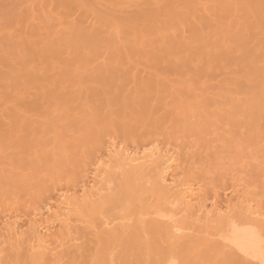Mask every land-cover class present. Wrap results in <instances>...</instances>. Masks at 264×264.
Masks as SVG:
<instances>
[{"label":"bare ground","instance_id":"obj_1","mask_svg":"<svg viewBox=\"0 0 264 264\" xmlns=\"http://www.w3.org/2000/svg\"><path fill=\"white\" fill-rule=\"evenodd\" d=\"M81 11L84 17L77 20ZM139 66L145 68L143 71L149 69L151 73L145 72L150 75L141 72V67L138 70ZM29 95L34 96L28 97L30 102L23 101ZM35 96L38 98L33 100ZM45 97L55 105L57 101L63 105H50L44 102ZM14 99L18 101L11 103ZM2 100H6L1 102L6 117L2 110L0 120L9 123L13 119V123L18 117L15 123L19 129L15 127V136L9 130L8 137L4 131L8 124L2 121L0 139L11 142L9 147V142L5 145L4 140L0 141L5 145H0L1 151L8 146L4 150L9 158L2 152L0 157L2 154V159L10 160L14 156L15 164L9 165L12 160L0 158L6 167L10 166L7 174L6 168H0V175H7L18 195L27 188L53 193V173L54 178L59 177L66 173L60 170L66 168L67 174L60 176L63 181L64 176L71 177L73 167L78 166L80 171L90 160L88 153L93 158L99 154V143H104L99 134L107 132L108 123L110 128L119 126L115 124L117 118L126 123L139 122L134 125L141 126V132H134L144 143V138L179 135L191 142L196 138L207 152L214 143L222 144L221 154L227 153L233 164L226 172L221 173L222 168L218 178H213L214 183L209 181L216 187L228 185L225 182L234 167L248 165L243 157L245 148L254 150L264 144V0H0ZM4 103L12 107H5ZM74 103L81 104L76 107ZM69 105L79 112L70 110L74 107ZM53 106L66 110L58 111ZM8 107L21 112L15 110L16 117H8L6 113H12ZM52 107L58 112L54 118ZM38 108L43 113L40 112L41 117ZM46 110L51 114H46ZM23 111L28 113L26 117L40 119H35L37 123L32 117L28 120ZM55 118L65 125L60 126ZM55 124L62 127L59 129L64 135ZM23 129L31 131L30 137ZM22 131L24 134L20 135ZM26 134L28 137L22 139ZM19 136L21 143L16 146ZM70 138L76 139L72 141L75 145L69 142ZM108 139L109 145L104 143L106 158L95 157L99 161L95 160L90 185L84 182L69 195L59 193L54 203L49 204L51 199L43 211L36 209L37 213L23 226L18 218L12 219V214L1 221L0 264H65L66 259L72 260L70 264H81V225L98 239L91 259L82 264H264V208L245 189L242 195L234 196V201L232 197L220 202L215 193L208 197L205 192L209 181L200 185L201 178L197 176L198 186L193 176L190 179L177 172L180 158L168 147L150 143L148 147L132 148ZM63 140V145H59ZM179 141L183 143L184 139ZM183 147L190 148L186 144ZM63 155L72 158L64 160ZM81 156H85V161ZM215 161L224 167L219 159ZM11 166L17 171L11 172ZM262 173L256 169L254 175L259 178ZM206 174L204 171V179ZM116 176L119 193L112 195ZM9 181L5 182L6 187ZM36 190L31 191L33 195ZM27 192L19 198L13 196L14 192L10 195L23 199L31 193ZM57 227L58 232L54 231ZM153 255L159 258L154 260Z\"/></svg>","mask_w":264,"mask_h":264},{"label":"rangeland","instance_id":"obj_2","mask_svg":"<svg viewBox=\"0 0 264 264\" xmlns=\"http://www.w3.org/2000/svg\"><path fill=\"white\" fill-rule=\"evenodd\" d=\"M40 1H46V0H40ZM36 7H40V5L39 4H36ZM37 10V9H36ZM84 17V11H81V12H79L77 15H76V19L77 20H79V19H82ZM66 59H68L69 57H65ZM140 67L141 66H139V68L137 67V69L139 70L140 69ZM142 68L143 69H145L144 67H141V70H142ZM148 72V73H151V71L149 70V69H147V70H142L141 72H143L146 76H149L150 74H148V73H146V72ZM141 72H139V73H141ZM143 74V75H144ZM148 74V75H147ZM139 75H141V76H143L142 75V73L141 74H139ZM144 75V76H145ZM145 76V77H146ZM14 96H16V95H14ZM12 97V98H15V97ZM33 95H29V96H25L26 97V99L25 100H23V101H25V102H30V101H28L29 100V98L30 97H32ZM18 97V96H17ZM29 97V98H28ZM34 97V96H33ZM48 97V96H47ZM47 97H45V98H47ZM62 97V96H61ZM12 98H10V100L12 99ZM22 97H20V99H23ZM36 98H38L37 96H35V98H33V100H35ZM44 98V99H45ZM51 97H49V99H50ZM52 98H54V97H52ZM60 98V97H59ZM66 98V97H65ZM58 99V97H56V100ZM63 99V98H62ZM67 99H68V97H67ZM78 99H80V98H78ZM8 101H6V100H2V101H0V107L2 106L1 104V102H4V101H6V102H8V104H9V98L7 99ZM15 100L16 99H14V101H10L11 103L12 102H15ZM40 100V98L38 99V101ZM46 100V99H45ZM47 100H48V98H47ZM44 101V102H50V105L52 104V105H55V103L53 102V103H51V101ZM52 100V99H51ZM56 100H54V101H56ZM61 102H62V100L61 99H59ZM64 100V99H63ZM66 100V99H65ZM74 100V99H73ZM83 100V99H82ZM16 101H18V99L16 100ZM22 101V100H21ZM37 100H36V102H38ZM68 101H69V99H68ZM68 101H67V103H68ZM70 101H72V99L70 100ZM75 101V100H74ZM73 101V102H74ZM33 102V101H32ZM36 102H34V103H36ZM44 102H43V104H41L42 105V110L43 109H45V105H44ZM80 102H81V100H80ZM84 102V101H83ZM39 103H42V101L40 100L39 101ZM64 103V102H63ZM77 103H79V102H77ZM77 103H74V104H76L77 105ZM6 105V103H4V105H5V107H7V106H9V107H12V106H10V105ZM46 104V103H45ZM57 104H59L60 106L61 105H63L62 103H58V101H57V103H56V105ZM65 104H66V102H65ZM73 104V103H72ZM81 104V103H80ZM79 104V105H80ZM83 104V103H82ZM40 105V104H39ZM44 105V106H43ZM49 105V104H48ZM55 105V106H56ZM79 105H77L76 107H78ZM66 106H68V105H66ZM72 106V107H71ZM4 107V108H5ZM8 107V108H9ZM44 107V108H43ZM54 107V106H53ZM53 107H52V109H50V111H53L54 109H58L59 108V106H58V108H56V107H54V109H53ZM65 107V106H64ZM69 107H71V108H73L74 106L73 105H69ZM15 108V107H14ZM47 108V110H48V107H46ZM50 108V107H49ZM66 108V107H65ZM75 108V107H74ZM73 108V109H74ZM11 108H9L8 110H10ZM60 109H64V108H62V107H60ZM60 109H58V111H60ZM73 109H70V110H72V111H77V109L75 110H73ZM3 110V107H1V109H0V111H2ZM6 110H7V108H6ZM12 110V111H11ZM9 112H12V113H6V115H8V117L9 116H11V114H12V116L11 117H13V112L16 110V108L13 110V108L11 109ZM18 110V109H17ZM16 110V112H21V110L19 111H17ZM46 110V111H47ZM64 110H66V109H64ZM68 110H69V108H68ZM37 111V110H36ZM56 112H57V110H55ZM63 111V110H62ZM38 113H42V111L41 110H39V108H38V111H37ZM36 112V113H37ZM56 112H54L53 111V118L54 117H56L57 115L55 114ZM64 112V111H63ZM62 112V113H63ZM66 112H69V114H70V111H66ZM77 112H79V110L77 111ZM76 112V113H77ZM1 113V112H0ZM4 113H5V110H3V117H6V116H4ZM33 113V112H32ZM31 113V115H34V113L32 114ZM41 113H40V116L39 117H41ZM58 113V112H57ZM61 113V114H62ZM75 112H74V114H76ZM22 114H26L25 113V111H23L22 112ZM46 114H51V113H49L48 111L46 112ZM45 114V115H46ZM60 114V115H61ZM64 114H65V112H64ZM64 114L63 115H61V116H64ZM68 114V115H69ZM71 114H73V113H71ZM2 115V114H1ZM28 115V113L25 115V117ZM36 116L38 115V114H35ZM42 115H43V113H42ZM67 114H65V116H66ZM17 116H18V114H17ZM64 116V117H65ZM2 117V118H3ZM7 117V119H9ZM15 117H16V115H15ZM15 117H13V118H15ZM19 117H22V115L21 116H19ZM29 117V118H28ZM28 117H26L28 120H31V118L30 117H32V116H28ZM34 117V116H33ZM32 117V118H33ZM38 117V116H37ZM36 117V118H37ZM38 117V119H40ZM43 117V116H42ZM1 118V117H0ZM18 118V117H17ZM17 118H15V120H17ZM23 119H24V115H23V117H22ZM25 118V119H26ZM35 118V119H36ZM46 118L48 119V117L46 116L45 117V120L44 121H46ZM58 118H60V116L58 117ZM4 119V118H3ZM6 119V118H5ZM26 119V120H27ZM34 118L32 119L33 121L35 120ZM37 119V120H38ZM55 119H57V118H55ZM118 119V118H117ZM116 119V121L115 122H117V123H115V124H117V125H119V126H116V127H118L117 129H116V127H115V129H114V127L113 126H111V128L109 127L110 126V122L108 123V125H107V127H106V125L104 126V127H106L107 128V132H106V128L105 129H103V130H105V134H107L106 136H105V134H103V132H101V134H99L101 137H100V139H101V141H103L105 144H107V145H109L107 142H106V140H107V138H111L110 139V141H113L112 143H116L118 146H119V144L118 143H120V145H121V143L123 144V145H125V146H127V147H137V148H143V147H148L149 146V144L151 143V144H154V143H156L158 146H160V147H165V148H167L168 147V149L169 150H171L172 152H175L176 153V155H177V157H178V159L180 160L179 161V166H178V169H177V172L178 173H182L181 174V176L183 177H185L186 175V178H192V176L194 177V178H192V180L193 181H195V182H197V184L195 183V182H192V183H194V184H196V185H198L199 186V184H200V182H201V184L200 185H202L203 184V182H204V184H206L205 182H207V181H209V180H212V183H214L216 180H214L215 178L217 179L218 178V175H219V172H221L220 170L222 169V172L221 173H223V172H226L227 171V168H229L230 166H229V164H233L231 161H229L228 159H227V153H224V154H221V152H223L224 150L222 149V144L220 145V143H217V144H215L214 143V145H212L213 146V149L211 148V150L210 151H208L207 152V150L204 148V146H202L199 142H197L196 140V138H195V140H192L195 144H198V145H195V144H193V142H191V141H189V139H188V141H186L187 139H185L184 137L182 138V137H180L179 135H160L159 137L158 136H156V138L154 137V138H144V140L146 141V143H144L143 142V140H139V138L141 137L140 135H137V134H139V132H141L140 130H141V126L138 128V127H136L135 128V125H134V123H136L137 121H133V120H131V121H128L127 123L126 122H124V121H122V120H120L119 119V121ZM12 120L13 119H11L10 121H9V123L6 121V120H0V127H2L3 125L2 124H4V123H2V121L3 122H7L6 124H8V125H6L7 127H5L4 128V131H6L5 133L7 134V136L10 134L11 136L12 135H14V134H17L18 135V131H17V133H16V130L17 129H19V125L18 124H16L17 123V121H13V123H12ZM21 120V119H20ZM19 119H18V121H20ZM115 120V119H114ZM22 121V120H21ZM20 121V122H21ZM23 121H25V120H23ZM40 121V120H39ZM39 121H38V123H39ZM42 121H43V119H42ZM51 121V120H50ZM49 121V122H50ZM53 121V120H52ZM57 121H58V119H57ZM62 122H63V119L61 120ZM110 121V120H109ZM132 121H133V123H132ZM16 122V123H15ZM19 122V123H20ZM35 122H36V120H35ZM114 122V121H113ZM120 122V123H119ZM129 122L131 123V124H133L134 125V127H132L133 125H131V124H129ZM37 123V122H36ZM41 123V122H40ZM44 123V122H43ZM53 123V122H52ZM52 123H51V125H52ZM58 123H59V121H58ZM58 123H56V124H58ZM139 122H137V125L136 126H138V125H140V123L138 124ZM15 124V125H14ZM54 124V123H53ZM55 124V125H56ZM125 124V128H123V129H126V130H123L122 129V132H120L121 131V129L120 128H122V126ZM2 125V126H1ZM14 127H13V126ZM50 125V126H51ZM55 125H53L54 127H55ZM59 125H60V123H59ZM65 124L63 123H61V125L60 126H64ZM16 126H18V127H16ZM53 126H51V127H53ZM60 126H59V128H60ZM121 126V127H120ZM9 127V128H8ZM17 129H16V128ZM53 127V128H54ZM61 127V128H62ZM3 128V127H2ZM52 128V129H53ZM59 128H57V125H56V130H58ZM60 128V129H61ZM108 128H110L109 130H108ZM60 129L58 130L59 132H60ZM119 129V130H118ZM129 129V130H128ZM133 130V132L131 133V134H129V132H131L132 130ZM136 129H137V131L139 130V132L137 133V131H136ZM11 131L12 130V132L10 133L9 132V134H8V131ZM15 130V133L13 132ZM21 130H22V128H21ZM20 130V131H21ZM24 130V132H26V133H28L27 131H26V129H23ZM54 130V129H53ZM66 130V129H65ZM117 130V131H116ZM1 131H2V133H4L3 132V130L1 129ZM50 131V130H49ZM48 131V132H49ZM57 131V132H58ZM64 131V130H63ZM68 131L69 130H67L66 131V133H67V135L70 133V131H69V133H68ZM112 131H114V132H112ZM118 133H116V132ZM119 131V132H118ZM123 131H124V134L126 133V131H128L125 135H123L122 133H123ZM137 133H135V132ZM23 132V131H22ZM22 132H20L19 134L20 135H23L24 134V132L22 133ZM31 132V131H30ZM53 132H56V131H53ZM112 132V133H111ZM1 133V132H0ZM12 133H14V134H12ZM50 133V132H49ZM49 133H47V134H49ZM60 133H62V130H61V132ZM110 133V135L108 136V134ZM116 133V134H115ZM31 134V133H30ZM29 133H28V136L30 135ZM50 134H52V131H51V133ZM54 134V133H53ZM58 134V136H60L61 138H59V139H62V135H64L65 134V132H64V134L62 133V135H59V133H57ZM57 134H55V135H57ZM112 134V135H111ZM133 134V135H132ZM134 134L136 135V136H134ZM3 134H1L0 136H2ZM5 135V134H4ZM72 136H73V132H72V134H71ZM114 135V136H113ZM116 135V136H115ZM120 135V136H119ZM130 135V136H129ZM15 136V135H14ZM14 136H13V138H14ZM27 136V134L26 135H24V137L22 138V139H24L25 137L27 138L28 137ZM48 136V135H47ZM51 136L52 135H50L49 137H50V139H51ZM69 136V135H68ZM71 136V137H72ZM103 136L105 137V139L103 138ZM108 136V137H107ZM113 136V137H112ZM122 136H124V137H122ZM129 136V139L127 138ZM137 136H138V138H137ZM174 136V137H173ZM9 137V136H8ZM8 137L6 138V139H8ZM18 137V136H17ZM30 137V136H29ZM48 137V138H49ZM53 137H55L54 135H53ZM52 137V141H54V138ZM64 137H66V136H64ZM74 138H75V135L73 136ZM136 137V138H135ZM169 137V138H168ZM178 137V140L177 139H175V138H177ZM2 138V137H1ZM5 138V137H4ZM11 138V137H10ZM19 138H20V136H19ZM57 138V137H56ZM134 140H133V139ZM160 138V139H159ZM162 138V139H161ZM15 139L17 140L18 138H16L15 137ZM29 139V138H28ZM59 139H56L57 141H59ZM69 139V138H68ZM67 139V140H68ZM108 139V140H109ZM130 139H132V140H130ZM136 139H137V141H136ZM140 139H142V138H140ZM153 139V141H151ZM157 139V140H156ZM167 139H170V140H167ZM181 139H184V142L182 143V141L180 142L179 140H181ZM191 139H194V138H190V140ZM1 140H4L3 141V143L5 144V139H0V141ZM19 140H21V138L20 139H18V142L19 143H16V146H18L21 142L19 141ZM67 140L65 139V141L67 142ZM70 140H71V138H70ZM76 140V139H75ZM75 140L73 141V140H71V141H69V142H71L72 143V141L73 142H75ZM150 142H149V141ZM154 140L156 141V142H154ZM13 141V140H12ZM23 141V140H22ZM28 141V140H27ZM27 141H26V143H27ZM51 141V140H50ZM56 141V142H57ZM114 141H116V142H114ZM121 141V142H120ZM9 141H7L6 142V144L8 143ZM10 142H11V140H10ZM10 142L8 143V145L10 144ZM17 142V141H16ZM29 142V141H28ZM60 142H62L61 144L59 143V145H63V142H64V140L63 141H60ZM65 142V143H66ZM68 142V143H69ZM109 142V141H108ZM142 142V143H141ZM188 142V143H187ZM189 142H191L190 144L191 145H193L192 147H193V149L190 147V145H189ZM13 143H15V142H13ZM25 143V142H24ZM25 143V144H26ZM67 143V144H68ZM104 143H102L101 144V142L99 143V145H101V147H102V145L104 144ZM109 143H111V142H109ZM131 143V144H130ZM180 143V144H179ZM182 143V144H181ZM186 145H188L189 147H187V148H189L188 150L186 149V147H185V149H184V147L183 146H185V144ZM2 144V143H1ZM0 144V145H1ZM4 144H2L1 145V147L2 146H5ZM18 144V145H17ZM25 144H24V146L23 147H25ZM105 144H104V148H101V147H99V148H101V149H103L104 151H101V149H97L98 151H99V154L97 155V154H95V155H93L94 156V158L93 157H89V156H91V155H89V153L87 154V157L88 158H90V160H87V161H85V156H84V159L82 158V156L84 155V153H86V151H83V155L81 156V160L83 159L84 161H85V163H84V165H83V163H82V165L83 166H81V168H79L80 169V171L79 170H77L78 169V166L77 167H71L73 170H70V171H72V173H74V172H76V171H78V173L77 174H75V176H74V174H73V176H72V173H71V177H69L70 176V174H69V176L67 177V176H64V179H63V181L61 180V177L60 176H62L65 172H63V173H60V172H62V171H66V173L65 174H67V170H66V168H64V167H60V169L61 168H64V170L63 169H61L60 170V172L59 171H56V172H59L60 173V176L58 177V175H56V178H54V175L56 174V173H53V172H51V174L53 173L54 175H52L53 176V180L55 179V181H56V183L54 182V181H52L51 183H52V185L54 184L55 186L53 187V189H55L54 190V192H53V190H51L53 193H51L50 191L49 192H44V191H39V190H36V189H32L34 192L33 193H36L35 192V190L37 191V194H34L33 195V193L31 192L32 190L30 189H26L24 192H23V189H22V191H20L19 192V195L17 194L18 192L15 190V188L11 185V183H10V181L9 180H7V173H9V172H7L8 171V169H7V167L4 165V164H7L6 162L5 163H3V162H1V163H3L2 165H0V168H6L7 170H5V172H6V174H5V172H4V174L6 175H3V176H5L6 178H4L5 180H3V176H1L0 175V185L1 186H3V184H5L4 185V188L3 187H1L2 189H0V226H1V221L2 220H4V218L6 217V216H11V214H12V219L13 220H17V219H15V218H18V221H20V223H22L21 225L23 226V225H25L31 218H30V216L32 215V216H34V214H36L37 213V211H36V209H39V211L40 210H42L43 211V208L42 207H46L47 206V204H48V202H49V200H51L50 202H49V204L50 203H54V200L57 198V197H59L58 196V194L60 193V195L61 194H65V195H69V193L71 194L74 190H77V188L79 189V187H78V185L79 186H81V184H83L84 182L87 184V185H90L91 183V181H92V177L91 176H93L92 174V172H94V169H95V167H96V161L95 160H97V159H95V157H98V158H106V151L105 150H107L106 149V147H107V145L105 146ZM141 144H143L142 146H141ZM155 144V145H156ZM163 144V145H162ZM199 144H200V146H199ZM11 145H12V143H11ZM64 145H66V144H64ZM72 145H75V144H73L72 143ZM145 145V146H144ZM146 145H148V146H146ZM181 145H182V147H181ZM13 146V145H12ZM67 146V145H66ZM196 146H198V147H196ZM9 147H10V145H9ZM13 147H15V146H13ZM13 147L11 148V150L14 152V154L15 155H17L18 153H15V151L16 150H14L13 149ZM68 147H70V148H72V146H70V144L68 145ZM202 147V148H201ZM4 148H8V146L7 147H3L2 148V151H1V148H0V153L2 152V154H5L4 156H6V157H8L7 156V154L5 153V150H4ZM64 148H65V146H64ZM173 148V149H172ZM183 148V150L185 151H187V154H186V151L185 152H183L181 149ZM204 148V149H203ZM9 149V148H8ZM7 149V150H8ZM17 149H19V148H17ZM74 149V148H73ZM95 150H96V147L94 148ZM246 150H245V153L243 154V157H246L247 159H246V162H248V165L246 166V164H242V165H239V166H235L234 167V171L233 172H231L232 173V175L226 180V182L225 183H228V185H225V186H228V187H225V186H222V187H216L215 185H212L211 184V181H209L210 182V184H209V182H207L209 185L206 187L207 188V190L205 191L206 193H207V195H208V197H211V196H213V193H215L218 197H219V199H220V202H223V201H226V200H229V199H231L232 200V197H233V200L232 201H234V199H235V197H238V195H242V190L243 189H245V192L246 193H249V194H251V196H252V198L253 199H255L257 202H259L260 203V206L261 207H263L264 208V144H262V145H260L257 149H254V150H251V149H247V148H245ZM19 150H21V149H19ZM24 150V149H23ZM23 150H22V154H24L23 153ZM26 150V149H25ZM69 151L71 150V149H68ZM67 149H66V151H68ZM202 150H203V152H202ZM3 151H4V153H3ZM18 151V150H17ZM72 151V150H71ZM68 152L69 154H71L72 152ZM78 151L79 150H77V153H78ZM101 151V152H100ZM179 151V152H178ZM189 151V152H188ZM204 151H205V153H204ZM11 151L9 150L8 151V155L10 154V155H12V152L10 153ZM18 152H21V151H18ZM74 152H75V150L73 151V154H74ZM92 152H93V150H92ZM183 154H182V153ZM202 152V153H201ZM25 153H26V151H25ZM53 153V152H52ZM66 153V152H65ZM65 153H64V155H65ZM80 153H81V151H80ZM90 153H91V150H90ZM96 153V152H95ZM101 153V154H100ZM1 154V156L3 157V155ZM13 154V155H14ZM27 154V153H26ZM29 154V153H28ZM75 154H76V152H75ZM184 154H185V156H184ZM189 154H191V157H190V155ZM9 155V156H10ZM64 155L62 156L63 158H64ZM66 155H68V154H66ZM65 155V156H66ZM80 155V154H79ZM89 155V156H88ZM97 155V156H96ZM101 155H103V157L101 156ZM186 155H188V156H186ZM201 155V156H200ZM70 157H71V155H69ZM69 156H67V158L69 157ZM73 156V158H74V155H72ZM101 156V157H100ZM105 156V157H104ZM183 156V157H182ZM255 156V157H254ZM2 157H0L1 159H2ZM5 157V158H6ZM14 156H12V158H13ZM69 157V158H70ZM77 158H79L80 156H76ZM86 157V159H88ZM185 157V158H184ZM186 157H187V160H186ZM190 157V158H189ZM5 158H3V159H5ZM9 158V157H8ZM8 158H6L7 160H8V162H10V160H12V162H10V164L9 165H13V164H15L14 163V160L11 158L10 160L8 159ZM15 158H17L16 156H15ZM58 158H60V157H58ZM63 158H61V160L63 159ZM66 158V157H65ZM64 158V160H66ZM72 158V157H71ZM215 158L216 159H219V161H221V162H223V164H224V167H223V165H222V163H218V162H216L215 161ZM2 159V160H3ZM5 159V161H7ZM94 159V160H93ZM182 159V160H181ZM185 159V160H184ZM189 159V160H188ZM203 159V160H202ZM16 160V159H15ZM58 160V159H57ZM60 160V159H59ZM83 160H82V162H83ZM184 160V161H183ZM199 160H200V162H199ZM214 160V161H213ZM95 161V162H94ZM99 161V159L97 160V162ZM188 161V162H187ZM202 161V162H201ZM225 161V162H224ZM185 162H187V163H185ZM190 162V163H189ZM95 163V164H94ZM198 163V164H197ZM209 164V165H207V164ZM217 163V164H216ZM191 164V165H190ZM81 165V164H80ZM95 165V166H94ZM199 165L201 166V167H199ZM205 165V166H204ZM216 165V166H215ZM218 165V166H217ZM226 165V166H225ZM2 166H5V167H2ZM184 166H186V167H184ZM188 166V167H187ZM194 166H197V167H194ZM203 166V167H202ZM220 166V167H219ZM244 166H246V167H244ZM10 167V166H9ZM8 167V168H9ZM12 167V166H11ZM57 167H59V166H57ZM80 167V166H79ZM179 167H180V169H179ZM211 167V171H210V169L209 168ZM213 167H214V170H213V172L216 170V172L215 173H218V174H215V176H217V177H214V173L212 172V169H213ZM217 167V168H216ZM242 167H244V168H242ZM56 168V167H55ZM92 168V169H91ZM181 168H183V169H181ZM186 168V169H185ZM192 168V169H191ZM195 168V170H194V173L196 174V175H194V173H193V171H191V170H193ZM203 170V172L205 171V173H207V174H209V173H212L211 175H207L206 174V176H208V177H206V179H204V177H203V172H201V169ZM207 170H206V169ZM220 168V169H219ZM2 169H0V170H2ZM3 169V170H4ZM13 169L15 170V172L17 171L16 170V167L14 168V167H12V171L11 172H13ZM57 169V168H56ZM68 169V168H67ZM70 169V168H69ZM188 169V170H187ZM219 171H218V170ZM256 169H260V170H263V173H262V176L261 177H259V178H257V177H255V175H254V173H255V170ZM3 170H2V172H3ZM52 170H55V169H52ZM57 170H59V169H57ZM75 170V171H74ZM88 170V171H87ZM184 171V172H181V171ZM224 170H226V171H224ZM69 171V172H70ZM74 171V172H73ZM180 171V172H179ZM188 171V172H187ZM196 171V172H195ZM197 171H199V172H201V173H197ZM207 171H209V172H207ZM1 172V171H0ZM55 172V171H54ZM58 173V174H59ZM11 174H13V173H11ZM11 174H9L8 176L10 177V175ZM189 174H192V175H189ZM198 174H200V175H198ZM213 175V176H212ZM51 176V175H50ZM52 176L50 177V178H52ZM88 176V177H87ZM199 178H201V179H198V177ZM201 176V177H200ZM211 176V177H210ZM59 178V183H58V178ZM65 177H67V180H65ZM84 177V178H83ZM197 177V178H196ZM209 177H210V179H209ZM233 177L235 178V179H233ZM62 178H63V176H62ZM69 178H71V179H69ZM212 178V179H211ZM214 178V179H213ZM9 179V178H8ZM86 179V180H85ZM119 179V176H118V178H117V176H116V179H115V183H114V185H113V191L111 192V194L112 195H118V193H119V189H118V180ZM196 179H198L199 181H197ZM2 180H3V182H2ZM50 180V179H49ZM49 180L47 181V182H49ZM61 180V181H60ZM65 180V181H64ZM206 180V181H205ZM228 180H230V181H228ZM235 180V181H234ZM236 180L238 181V182H236ZM9 181V183H10V185L9 186H7V187H9V189L7 190L6 188V185H7V183H5V182H8ZM51 181V180H50ZM199 183V184H198ZM236 184V185H235ZM238 184V185H237ZM50 185V184H49ZM51 185V186H52ZM240 185V186H239ZM12 187V189H10L11 187ZM249 186H251V187H249ZM56 187V188H55ZM76 187V188H75ZM224 187H225V190H224ZM214 188H215V190H214ZM219 188V189H218ZM247 188H249V189H247ZM4 189V190H3ZM6 189V190H5ZM12 190V191H11ZM15 190V191H14ZM7 191H9V193L7 192ZM31 192L30 194L28 193V192ZM61 191V192H60ZM214 191V192H213ZM216 191V192H215ZM2 192H6V193H3V194H5V197H2L3 196V194H2ZM10 192H11V194L13 195V192H14V197H15V195H17L16 197H20V195H21V193H23V194H25L26 195V192L28 193L27 195V197L24 195V197L25 198H23V199H15V198H13V196L12 195H10ZM16 192V193H15ZM38 192H39V196H37L38 195ZM42 192V193H41ZM63 192V193H62ZM69 192V193H68ZM106 193H107V191H105ZM104 192V193H105ZM7 193H8V195L9 196H11L12 198H9V196L7 195ZM43 193H44V196L43 197H41V195H43ZM225 195V196H223V194ZM235 193V194H234ZM219 194V195H218ZM6 195H7V197H6ZM33 195V196H32ZM23 196V195H22ZM36 196V197H35ZM57 196V197H56ZM235 196V197H234ZM5 199V200H4ZM7 199V200H6ZM57 200V199H56ZM55 200V201H56ZM5 201V202H4ZM47 201V202H46ZM47 203V204H46ZM46 204V205H45ZM45 205V206H44ZM38 211V212H39ZM36 212V213H35ZM6 214V215H5ZM108 216H110V215H108ZM30 218V219H29ZM33 218V217H32ZM20 219V220H19ZM110 219V218H109ZM82 226V225H81ZM80 226V229H79V234L80 235H84V238L83 239H81L80 241H79V245H81L82 247H83V253H82V255L81 256H78V258H79V263H85L86 261H88L89 262V260L91 259V257H92V253L94 252V250H96L97 249V247H98V239H97V237L96 236H94L93 234H92V232H91V230H89V229H84V225L81 227ZM23 230H25V228L23 227ZM54 231H60V227H57L56 229H54ZM162 246H164V248H167V245L165 244V243H163V244H161ZM119 252H120V250L118 249V250H116L115 251V254L116 255H118L119 254ZM10 252H6V254H9ZM73 257V256H72ZM70 258V257H69ZM159 257L158 256H155V255H153V259L154 260H157ZM70 263H72V260L70 261H68L67 259L65 260V264H70ZM114 264H120V262L119 261H116ZM131 264H133V263H131ZM176 264H181V262L180 261H177V263Z\"/></svg>","mask_w":264,"mask_h":264}]
</instances>
